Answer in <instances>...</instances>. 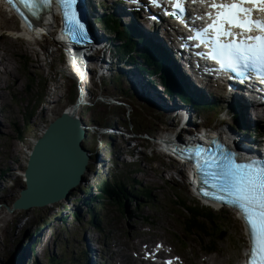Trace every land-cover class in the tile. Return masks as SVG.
<instances>
[{"label":"rangeland","instance_id":"1","mask_svg":"<svg viewBox=\"0 0 264 264\" xmlns=\"http://www.w3.org/2000/svg\"><path fill=\"white\" fill-rule=\"evenodd\" d=\"M8 16H10L8 12H5L1 6L0 35L3 34L4 37L0 39V69H4V63L11 73L6 75L3 83H0V108L4 110L5 125L0 132V170H7V174L13 175L10 179L0 182L2 205L0 253L4 257V264H9L13 258V249L16 251L20 248V252L23 250L22 246L26 248L30 244L31 240L25 235L29 226L31 230L45 232L43 242L40 238L35 244L36 251L31 255L33 261H29V264L38 260L40 264H47L52 254H57L61 258L60 261L55 260L56 264H70L75 252L81 257L86 237L90 238L96 248L102 250L101 256H104V260H109L108 264H118L130 259L134 261L136 248L133 249L134 251H129V248L135 242H137L136 247L143 248V244L153 247L156 241L173 244L176 253L182 255L188 264H213L210 258L220 256L221 252V256H230L233 253L234 256L236 255L235 261H238L243 256L248 236L243 223L230 214V211L226 212L224 221H218L223 232L220 237L182 238L186 213L172 201L174 194L177 193L190 202L202 203L191 192L185 167L177 164L175 157L165 155L156 149L154 144L157 141L153 137L160 136L159 133H164L166 130L179 133L180 137L184 138L186 134L175 121L171 125L164 123V112L150 110L140 100V96L133 93L124 79L120 78L119 82L110 83L112 75L117 78V74L111 67H108L109 70L105 67L102 53H97L99 56H95L88 65V72H84L85 78L81 80L85 102L78 110V115L88 127V137L84 140V144L93 151V160L89 163L90 171L85 174V182L75 189L69 200H62L44 208L28 209L29 211L25 209L10 211L13 202L25 186L24 172L27 157L33 146L32 141L43 134L52 117L55 119L72 104L70 99L76 91L78 93L77 84L80 83V78L73 73L80 71L75 72L68 65L65 54L60 49L61 45L53 36H46L41 41L34 40L35 38L26 39L18 35L19 32H13L17 21L14 17ZM5 26H9L10 29L7 30ZM32 80L33 86L30 89L29 84ZM43 85L47 88V98L35 108L36 113L29 120L30 127L25 128L27 116L34 109L39 94L45 89ZM205 87L213 90L207 85ZM101 97L104 99L101 100ZM208 118L207 114V120ZM194 119L196 120V117ZM96 121L98 124L94 125ZM200 121H203L202 116L196 120L197 123ZM115 124L118 128L136 127L138 133H147L149 138L138 137V140L133 141L138 144L145 141V146L149 144L148 148H135L133 144H129L130 139L126 136L97 128V126L108 127ZM15 125L23 126L27 130L23 140L18 138ZM213 126L227 128L224 114L214 121ZM123 172L130 178V183L136 179L142 182L143 188L152 189L153 199L139 207L135 206V202H130L123 213L115 206L101 205L106 211L105 218L101 222L103 231L97 232L96 227L92 225V230L88 231L86 228L89 223H84L88 208L82 200L88 195L83 189L97 185L102 177ZM6 175L2 177L5 178ZM72 207L75 211L82 212L80 219L69 215L68 209ZM145 216L151 217V220L146 221ZM168 219L173 224H170L171 221L169 220V223ZM24 226L26 227L23 229ZM38 227L41 228L37 229ZM65 236L69 240V246L65 240H62ZM95 239L106 240L108 243L106 242V246L103 243L98 245L94 242ZM211 242L215 243L218 252L206 254L203 246ZM120 248L122 253L119 251ZM229 256L213 258H219L218 264H229Z\"/></svg>","mask_w":264,"mask_h":264},{"label":"snow or ice","instance_id":"2","mask_svg":"<svg viewBox=\"0 0 264 264\" xmlns=\"http://www.w3.org/2000/svg\"><path fill=\"white\" fill-rule=\"evenodd\" d=\"M22 2L28 3V0ZM60 2L72 9L64 13L68 22L87 36L85 25L75 10L76 0ZM152 2L158 3V0ZM174 7L183 13L181 0H176ZM208 7L215 10V15L205 13L211 22L190 39L201 42L211 39L214 48L210 55L217 59L221 69L231 70L244 78L250 69H264V35H247L254 30L264 33V19L254 16L256 12H264V0H213ZM171 14L176 15L175 12ZM209 33L213 35L209 37ZM189 151H193L195 167L203 183L216 189L215 193L202 189L203 194L230 204L241 213L251 238L248 264H264V163L245 160L231 150L222 157L206 156L200 146Z\"/></svg>","mask_w":264,"mask_h":264},{"label":"water","instance_id":"3","mask_svg":"<svg viewBox=\"0 0 264 264\" xmlns=\"http://www.w3.org/2000/svg\"><path fill=\"white\" fill-rule=\"evenodd\" d=\"M82 104L81 99L77 100L73 111H62L34 140L24 172L26 184L10 211L44 208L61 200H69L75 189L85 182L93 151L84 144L88 127L78 115ZM14 261L12 259L9 264H14Z\"/></svg>","mask_w":264,"mask_h":264},{"label":"trees","instance_id":"4","mask_svg":"<svg viewBox=\"0 0 264 264\" xmlns=\"http://www.w3.org/2000/svg\"><path fill=\"white\" fill-rule=\"evenodd\" d=\"M105 20H106V24L110 26L109 20L107 18ZM123 37H125L127 41H126V44H124L123 46L119 48V52L121 53L122 56L125 53H129L127 44L133 45V48L136 45L134 42H130L128 40L127 35L124 34ZM126 49L127 51L125 52ZM116 52L118 51L116 50ZM133 58L134 60L139 62V66L142 69L146 71H151V72L157 71L156 69H150V67L141 63L138 57L133 56ZM32 86H33V80H32V83L29 84L30 89H32ZM43 87L45 88L44 85ZM46 89L47 88H45L41 92V94H39V97L37 99V103L34 109L27 116L26 118L27 124L25 125L26 126L25 128L30 127L29 120L36 113L35 108H38L39 104L45 102V98H47ZM125 91L127 90L125 89ZM76 96H77V91L75 92V95L73 96V98L70 99L72 104L76 102L77 100ZM165 120L169 121L168 119H165ZM97 124L98 122L96 121L94 125H97ZM108 127H113V126H108ZM114 127L117 128L118 125L115 124ZM15 129L17 131L18 138L20 140H23L25 137V134L27 133V130H25L23 126L18 127L16 125H15ZM109 173H111V171H109ZM1 175H5V173L3 174L1 173ZM129 180L130 178L127 177L125 172L114 173L113 175H110L108 177L107 176L102 177L100 181L97 183V185L91 186L87 189L86 188L83 189L84 193L88 195V197L84 196L82 200L84 201L85 206L91 212V218H90L91 224H95L96 221L98 223L99 220L103 218L102 215L98 212V207L100 205L112 204V205H115L119 210L124 212L126 210V207L129 206L130 202L132 203L135 202L137 206H140L142 205L143 202H145V199H151L153 197V191L148 188H143L142 182L134 179L133 182L130 183ZM16 199H18V197ZM106 199L109 201H103ZM172 200L176 206H179L182 210H184L187 213V225H188V229L190 230L191 234H194V235L198 234L197 231L194 230V228L196 229L200 228L201 230L209 229L211 227V223H214L213 221H218V219L220 218V215L214 212L211 208L203 206L196 202H190L189 200L182 198V196H180L177 193L174 194V199ZM65 208H68V207L65 206ZM68 211H69V215L72 218H76V219L81 218V215H80L81 211L77 212L74 210L73 207L68 209ZM39 228L41 227H38L37 229ZM35 244L36 243L32 244V255L36 251ZM12 256H16V251H14V249L12 250ZM16 258L18 257L16 256ZM55 259H58V258L56 256H51L47 264H56ZM33 264H37V263H33Z\"/></svg>","mask_w":264,"mask_h":264},{"label":"bare ground","instance_id":"5","mask_svg":"<svg viewBox=\"0 0 264 264\" xmlns=\"http://www.w3.org/2000/svg\"><path fill=\"white\" fill-rule=\"evenodd\" d=\"M0 3H1V1H0ZM1 7V6H0ZM44 28H50V29H52L53 28V23L52 22H50V23H44ZM15 27V26H14ZM13 27V28H14ZM18 33V32H17ZM58 33H59V29H56L55 30V35L57 36L58 35ZM19 34L21 35V36H23V37H25L26 39H28V38H33L34 37V35H33V33H29V32H27L25 29H22V31L21 32H19ZM0 39H2L3 37H4V35L2 34V35H0ZM78 39H80V36L79 37H77V42L76 41H74V39L73 40H71L70 42H69V46H70V48H69V50L71 49V48H74V47H78V46H80L83 42H80V43H78ZM34 41V40H33ZM37 42V41H36ZM40 42V41H39ZM93 51H95V50H93ZM86 54H88V52L86 53ZM20 56V55H19ZM24 58V57H23ZM7 59V58H6ZM9 59V58H8ZM75 61L77 62V65H78V67L80 68V71H83V72H88V69H89V64L91 63V61L92 60H90V59H88V60H86V62H84L83 61V58L80 56V55H77V56H75ZM103 62V61H102ZM7 63V62H6ZM104 63V62H103ZM105 64V63H104ZM3 65H4V69L3 70H1L0 69V83H3L4 82V80L6 79V75L7 74H9L10 75V73H11V71H10V69H9V67L8 66H6V64H4L3 63ZM105 67H107V66H105ZM104 69V68H103ZM106 69V68H105ZM181 72V71H180ZM179 72V74H182V73H180ZM183 78H184V80H185V82H186V78L183 76ZM82 84H84V83H82ZM207 94L209 95L210 94V92L209 91H207ZM208 95H205L206 97L208 96ZM125 96V95H124ZM220 98L221 99H224L225 97H226V95H225V93H221L220 95ZM129 98V97H128ZM101 100H103L104 98L103 97H101L100 98ZM164 102V101H163ZM169 102H171V101H169V100H167V102H165V103H169ZM246 102L247 101H245L243 98H240L239 99V103H240V110H241V112L243 113V115L245 116V121H248L249 123H253V122H260V121H262L263 120V117H264V107L263 106H259V104H256V103H251L250 105H249V103L248 104H246ZM204 103H208V101L206 102H204ZM73 108H74V103L73 104H71V105H69L68 107H66L64 110H67V111H73ZM5 109V108H4ZM7 109V108H6ZM63 110V111H64ZM4 111V110H3ZM7 111V110H6ZM63 112H61L60 114H62ZM3 114H4V112H3ZM56 118V117H55ZM54 120V117H52L51 118V121H53ZM5 126V125H4ZM2 127H3V125H2ZM108 129H109V131H117V132H119V133H121V135H123L124 134V132H125V128L124 127H122V128H116V127H114L113 126V128L111 129V128H109V127H107ZM119 129H121V130H119ZM214 130H216L217 132H219V133H221V134H226V128H215ZM1 131H3V129H1ZM38 133V132H37ZM210 133H212V132H210ZM124 136H125V134H124ZM179 138H180V135H179V133H174V131H173V134L172 135H170V136H167L166 138H164V142L165 143H167V144H169V145H175V140L177 139V140H179ZM151 139V138H150ZM153 139H155L156 140V138L155 137H153ZM183 140H185L186 138H182ZM35 141L37 140V139H34ZM32 141V142H34L35 143V141ZM157 141V140H156ZM34 143H32V145H34ZM158 144V142L156 143V144H154V145H157ZM146 145V144H145ZM33 147V146H32ZM164 154V153H163ZM166 155V154H165ZM24 181H25V184H26V180H25V175H24ZM147 187V186H146ZM149 187V186H148ZM22 191V190H21ZM21 191H20V194H19V197H18V199L21 197ZM70 199V198H69ZM62 201V200H61ZM61 201H58V202H61ZM55 203H57V202H55ZM55 203H52V204H50V205H48V206H53V205H55ZM31 209H33V208H31ZM29 211V210H28ZM27 223V222H26ZM88 226H90L89 224H88ZM92 230V229H91ZM87 238V237H86ZM20 239V238H19ZM85 240V239H84ZM149 240V239H148ZM150 241V240H149ZM242 242V241H241ZM108 243V242H107ZM136 243L137 242H135L134 243V246H136ZM110 244V243H109ZM107 246H108V244H107ZM22 249H24V246H22L21 247ZM20 249V248H19ZM109 249V248H108ZM105 251V250H104ZM103 251V252H104ZM120 253H122V249L120 248ZM134 251V250H133ZM5 252V251H4ZM22 251H20V253H21ZM110 253V252H109ZM224 254V253H223ZM231 254V253H230ZM10 255V254H9ZM14 255V254H13ZM230 256H232V255H230ZM236 256V255H235ZM125 257V256H124ZM32 259V258H31ZM212 260H213V264H218V262H219V258L218 259H215V258H211ZM236 259V258H235ZM211 260V261H212ZM30 261H33V260H30ZM206 261H210V260H206ZM19 262V261H18ZM109 262V261H108ZM16 264V263H15ZM230 264H234L233 263V259L230 261Z\"/></svg>","mask_w":264,"mask_h":264},{"label":"clouds","instance_id":"6","mask_svg":"<svg viewBox=\"0 0 264 264\" xmlns=\"http://www.w3.org/2000/svg\"><path fill=\"white\" fill-rule=\"evenodd\" d=\"M18 259V258H16ZM0 264H4V257H2L1 253H0Z\"/></svg>","mask_w":264,"mask_h":264}]
</instances>
